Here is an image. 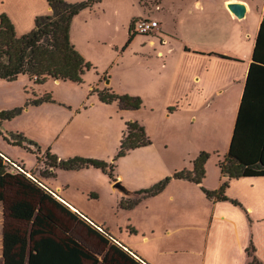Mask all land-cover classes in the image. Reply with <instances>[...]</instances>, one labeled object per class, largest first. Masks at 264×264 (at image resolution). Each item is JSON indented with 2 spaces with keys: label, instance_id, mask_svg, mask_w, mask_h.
Instances as JSON below:
<instances>
[{
  "label": "rangeland",
  "instance_id": "rangeland-1",
  "mask_svg": "<svg viewBox=\"0 0 264 264\" xmlns=\"http://www.w3.org/2000/svg\"><path fill=\"white\" fill-rule=\"evenodd\" d=\"M16 1L20 3V0H0V8L4 6L10 8ZM22 1L24 6L33 5L39 8L43 5L39 4L42 0ZM205 1L204 11L194 9V0H175L171 4L168 3L170 9L157 16L165 23L166 31L154 35L135 34L127 45L129 18L139 14L145 0H102L92 9L80 11L73 17L71 23V42L83 49V57L92 62V67L85 70L83 81L80 83L67 80L53 85L54 79L49 78L43 89L51 94L52 100L39 104L26 103L27 100L34 98V94L36 97L41 96L43 89L39 87L38 91L31 92L34 86L25 87L28 84L25 75H19L13 81L0 79V109L16 106L23 108L13 118L2 121V132L19 134L33 140L42 148L37 160V156L23 146L26 144L33 150L32 145L24 140L20 145L13 144L7 134L6 138L10 140L0 135V151L26 169L32 168L31 172L26 170V173L36 179H39L37 174L42 176L41 171L50 170L44 158L48 149L59 159L81 156L114 161L116 171L124 178L132 177L135 182L145 184L147 187L171 175L177 169H189L191 164L193 166L191 160L196 153L205 151L208 158L205 163L204 181L207 183L213 181L212 184H215L219 179L217 163L224 158L228 150L241 94L237 98V93L233 95L232 92H226L224 96L211 100L210 106L198 107L197 114L187 112L186 108L169 113L164 106L172 102L171 104L177 108V103L180 104L181 101L166 100L165 90L170 86V81L175 79L174 76L181 75L176 66L179 59L178 47L181 45L179 39L191 47L204 45L215 50L231 51L236 46L239 31L247 29L246 39L248 34L250 35L247 43L253 46L264 0H249L253 9L247 16L236 21L223 17V8H220L219 0L214 3L211 0ZM208 3L214 8L208 6ZM13 12L12 16L15 15V11ZM176 12H181L182 19L178 22L175 20ZM28 18L29 16L26 19L23 17L12 19L18 34L33 27V22L28 21ZM135 19L137 17L132 18L131 23ZM251 28H254L255 32ZM164 37L167 38V42L160 41V38ZM161 48L163 56L157 55ZM30 80L35 83L33 79ZM109 80L112 87L107 86ZM95 83L97 86L94 85L92 88L110 87L119 94H137L136 96H141L142 104L137 109H120L117 101L104 103L99 100L96 92L88 89L89 84ZM224 104L230 105L225 112L221 109ZM130 121H137L143 126L151 143L114 160L121 134L126 123ZM219 121H222L221 125ZM8 168L13 174L24 173L11 165ZM56 170L57 180L50 175L42 176V180L52 181L53 188H56L57 181L60 184L69 182L71 191H74L76 186L83 190L88 199L85 204L89 205L88 212L92 221L98 224V231L105 233L106 229L114 238L120 239L121 236L124 239L140 241L138 236H130L126 227L121 229L129 223V211L121 208L116 202L106 174L94 167L70 171L59 168ZM26 173L23 175L32 179L25 175ZM30 182L26 180H21L20 183L10 182L5 188V199L0 202L7 217L4 227L26 228V222L9 218L7 209L10 203L20 199L23 193H32L27 187V183ZM31 183L37 184L33 179ZM51 195L55 197L54 194ZM135 197L136 194H133L129 199ZM31 198L35 199L34 194ZM58 213L62 221L70 227V233L72 232L86 248L101 257L100 254L104 252L106 246L96 233L77 218ZM138 218L144 219L142 214H139ZM109 241L116 243L111 239ZM1 257L2 254L0 264Z\"/></svg>",
  "mask_w": 264,
  "mask_h": 264
},
{
  "label": "trees",
  "instance_id": "trees-1",
  "mask_svg": "<svg viewBox=\"0 0 264 264\" xmlns=\"http://www.w3.org/2000/svg\"><path fill=\"white\" fill-rule=\"evenodd\" d=\"M102 0H47L50 12L38 14L34 17L33 27L18 34L11 18L0 13V79L13 81L19 75H27L36 84L44 83L48 78L80 83L83 81L85 70L92 67L71 42L70 30L73 17L83 9H91ZM126 45L135 34L131 33ZM222 57H228L221 55ZM99 100L104 103L117 101L120 109H137L142 100L139 96L128 93L119 94L110 87L97 89L93 87ZM34 94V93H33ZM52 100L50 93L29 99L26 103L39 104ZM21 106L0 110V135L6 140L8 134L11 143L20 145L24 140L32 145V150L26 144L27 150L37 156L41 153V146L33 140L19 134L2 132V121L13 118L22 111ZM10 142V141H9ZM151 140L142 125L137 121L126 123L119 148L114 160L126 155L130 150L146 146ZM46 164L51 169L78 170L86 167L100 169L111 180H115L114 161L109 162L92 157L75 156L59 159L47 149L44 154ZM208 153L201 151L193 159V168H182L174 171L147 188L136 191L133 199L122 198L120 207L130 209L143 197L153 196L161 192L173 178L186 179L197 184L207 198L212 200H229L242 207L236 199L229 198L225 191L230 180L241 177L264 176V14L259 24L252 60L247 70L242 96L235 117L228 150L217 165L221 175V183L217 189H207L201 185L205 176V163ZM15 161H7L0 154V202L5 199V188L10 182L20 183L21 180L32 182L21 173L13 174L8 166ZM23 171H26L22 165ZM53 170L41 171L42 176H55ZM26 175V174H25ZM27 183L29 192L23 193L8 206L9 218L27 223L26 228L14 226L4 227L3 249L1 264H147L135 257L128 249L116 243H110L98 231L96 235L106 246L98 257L96 253L86 248L71 233L58 212L76 218L63 203L38 184ZM35 199L32 200L31 195ZM243 208V207H242ZM244 209V208H243ZM94 232V231H93ZM106 235V232L103 233ZM253 245L250 244L248 253L250 260L247 264H261L252 254Z\"/></svg>",
  "mask_w": 264,
  "mask_h": 264
},
{
  "label": "crops",
  "instance_id": "crops-1",
  "mask_svg": "<svg viewBox=\"0 0 264 264\" xmlns=\"http://www.w3.org/2000/svg\"><path fill=\"white\" fill-rule=\"evenodd\" d=\"M145 1V5L142 10H140L139 14L129 18L128 31L132 18L147 16L159 21L158 28L151 34L164 33L163 31H166L165 23H162L157 16L170 9L168 3L171 4L175 2V0ZM232 1H240L246 5L244 16H247L253 9V5H251L249 0H219L220 8H223V17L230 21L243 18H237L228 9L227 3ZM208 2H210V0H208ZM211 2L214 3L216 0H211ZM205 3V0H194V9H202V11H204L206 8ZM39 4L43 5L39 8H35L33 5L24 6L23 1L20 0V3H17V1L15 4L12 3L10 8L6 6L1 7L0 13L5 12L11 20L17 17L26 19L29 16L28 21L34 23L33 18L35 15L39 13L44 14L51 10L46 0H42ZM39 4H37V6H39ZM207 5L213 7L211 3ZM260 10L258 19L259 24L264 14V3ZM13 11H15L14 16L11 14L14 13ZM25 13L28 15H22ZM30 18L32 20H30ZM181 19V12H176L175 20L178 22ZM13 23L15 25V22ZM251 29L255 32L254 28ZM246 31L248 32L247 29L245 31H239L240 33L236 36V46L231 51L225 49L215 50L214 48H209L204 45L191 47L186 45L185 41L178 38L181 45L178 47L177 55L179 59L176 62V66L181 71V75L178 74V76H174L173 78L175 79L170 81V86L165 90L166 97L164 98L166 100L181 102L180 104L177 103V108L175 105L171 104L172 102L167 103L164 108L167 109L169 113L173 110L186 108L187 112L197 114L198 107L210 106L211 100L224 96L226 92H232L233 95L237 93V98L240 94L242 96L247 70L252 60V51L258 29L254 34L253 46L247 43V39H249L250 35L248 34V38L246 39ZM235 32H238V30H235ZM71 36L72 34H70V37ZM166 37L160 38V41L167 42ZM74 46L84 55L83 49L80 46H76L75 44ZM250 46H252V50ZM163 54L162 48L157 51V55L163 56ZM221 55L228 57H222ZM103 75L104 73L102 76ZM25 76L28 80V84L25 87L34 86L31 92L38 91L39 87L43 89V86H46L49 80L48 78L47 81L42 84H35L27 75ZM53 82V85H58L63 82V80L54 79ZM97 82L99 83V81ZM96 83L89 84L88 89L91 91L92 86L96 85ZM110 83L111 80H109L107 86L112 87ZM42 92L43 94L47 93V90L43 89ZM229 107V104H224L221 109L225 112ZM219 124L221 125L222 121H219ZM146 146H141L132 150H137ZM0 154L6 159H10L1 151ZM197 155L196 153L195 157ZM191 163H193V160H191ZM188 168L192 169V164ZM31 169L28 170L25 168V170L30 172ZM49 169L53 170L51 168ZM53 171L55 175H57V170L54 169ZM27 175L41 188L54 194L55 198L72 211L78 221L82 222L89 230H92V232L94 231V233L98 231V224L92 221L91 214L88 212L87 207H89V205L85 204L88 199H86L83 190H80L76 186L74 191H80L79 193H75L70 190L71 187L69 182L60 184L57 183V181L55 183L56 188H53L52 185H54V183L52 181L42 180L43 177L41 175L37 174L39 179L34 178L29 173ZM205 176L202 179L201 185L211 190L219 187L221 183L220 171L219 179L215 184H212L213 181L210 183H207L206 180L204 181ZM53 177L57 180V176ZM115 177H117L115 181L111 180L109 177L108 180L112 185V189L115 191V193L113 190L111 192L115 194L116 202L118 203L123 197L129 198V196L136 194V191L147 187L145 184L135 182L131 179L132 177L124 178V176L117 171L115 172ZM125 179L127 180L125 181ZM116 181L122 182L131 193L125 195L120 192L114 187ZM225 193L229 198L239 201L244 209L239 205L233 204L229 200H212L207 198L200 184L186 179L173 178L158 194L143 197L135 206L130 209H125L129 211V223L121 227V229L126 227L129 235L138 236L140 241L124 239L121 236L120 239L114 238L106 229V235L100 231L98 232L105 239H111L125 249H128L135 257L140 258L147 264H247L250 260V255L248 253L250 244L253 245V256L256 257L261 264H264V176L233 178L230 180ZM0 205V254H2L3 229L7 217L4 214L3 205L1 203ZM139 214H142L144 219L139 220Z\"/></svg>",
  "mask_w": 264,
  "mask_h": 264
},
{
  "label": "built area",
  "instance_id": "built-area-1",
  "mask_svg": "<svg viewBox=\"0 0 264 264\" xmlns=\"http://www.w3.org/2000/svg\"><path fill=\"white\" fill-rule=\"evenodd\" d=\"M159 26V21L156 19H152L151 17H138L137 19L132 22L131 25V33L135 34H151L153 33ZM7 161H10V159H7ZM14 167L19 169V171H22L26 173V171H23V168L17 164L16 162L12 163ZM28 173H26L27 175Z\"/></svg>",
  "mask_w": 264,
  "mask_h": 264
},
{
  "label": "water",
  "instance_id": "water-1",
  "mask_svg": "<svg viewBox=\"0 0 264 264\" xmlns=\"http://www.w3.org/2000/svg\"><path fill=\"white\" fill-rule=\"evenodd\" d=\"M228 9L237 17L242 18L246 12V5L240 1H232L227 3ZM108 82V81H106ZM114 187L125 195H129L131 192L121 182L117 181L114 183Z\"/></svg>",
  "mask_w": 264,
  "mask_h": 264
}]
</instances>
